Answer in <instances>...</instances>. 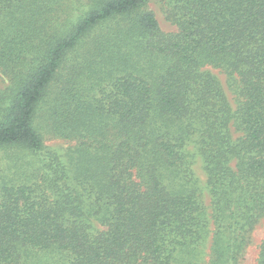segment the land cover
<instances>
[{"label": "trees", "instance_id": "16d2710c", "mask_svg": "<svg viewBox=\"0 0 264 264\" xmlns=\"http://www.w3.org/2000/svg\"><path fill=\"white\" fill-rule=\"evenodd\" d=\"M149 3L0 0V264H243L264 218V0H163L174 32Z\"/></svg>", "mask_w": 264, "mask_h": 264}, {"label": "rangeland", "instance_id": "374dc122", "mask_svg": "<svg viewBox=\"0 0 264 264\" xmlns=\"http://www.w3.org/2000/svg\"><path fill=\"white\" fill-rule=\"evenodd\" d=\"M149 7L155 13L163 31L174 32L177 30V27L166 19V16L163 10V0H150ZM208 69L217 75V77L221 81L227 93V96L229 97L233 107L235 108L237 106V100H236L237 96H236L234 89L229 85L228 74L220 68L208 66ZM0 77L2 78L4 77L1 71H0ZM235 135L236 136L240 135V132L235 131ZM70 144L72 143L64 139H48L46 141V145L49 148L57 149L58 152L60 151L59 153H63L64 149H67ZM5 156H6L5 151L0 150V174L5 171L4 168L7 166V160L5 159ZM193 167H194L196 175L199 176V178L201 179L200 185L203 188L202 190H203L204 201L206 205H210V197L204 186L206 184V174L204 170L202 169V163L200 159L198 158L194 159ZM263 239H264V218L259 222V224H257V226L255 227L252 233V242L246 249L243 264H257L258 263L260 246H261ZM209 247H210V243L208 244L207 249H206L205 260H208V254L210 252ZM204 264H207V263H204Z\"/></svg>", "mask_w": 264, "mask_h": 264}]
</instances>
